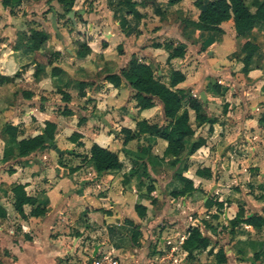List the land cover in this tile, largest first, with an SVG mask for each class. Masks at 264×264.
Here are the masks:
<instances>
[{"label":"crops","instance_id":"obj_1","mask_svg":"<svg viewBox=\"0 0 264 264\" xmlns=\"http://www.w3.org/2000/svg\"><path fill=\"white\" fill-rule=\"evenodd\" d=\"M27 1L28 6H35L43 0ZM167 1L157 0L164 18L169 19L166 23L150 4L138 5L141 17L136 18L118 2L120 19H114L109 2L108 11L103 13L104 25L97 34L83 32L81 22L73 27L67 21L56 25L55 36L50 33L51 25L41 22L53 13L61 14L60 21L63 16L68 18L69 13L77 11L76 0L69 12H61L59 8L63 7L57 0H44L55 9L48 6L44 18L32 15L28 26L13 9L22 0L8 7L0 2V26L5 22L4 32L11 30L0 33V205L6 211V216L0 217V264H90L96 255L109 252L118 257L120 264H220L215 255L220 247L226 257L221 264H264V224L254 227L241 222L233 231L228 230L238 213L241 219L256 214L264 217V123L259 122L264 112V58L258 59L256 68L242 71V43L232 30V18L221 23L223 32L196 31L193 39H186L183 20H196L206 1L202 7L191 1L172 6ZM191 9L195 15L189 18L187 12ZM176 13L183 18H175L178 22L174 31L169 23ZM151 24L157 25L149 28ZM30 29L48 34L37 54L54 55L38 74L34 72L40 55L34 59L33 52L16 48L18 33ZM261 31L264 24L255 27L249 39L260 45L256 40L264 39V35L259 36ZM80 33L88 37L83 39ZM227 36L234 50L225 55L224 67L212 68L208 59ZM164 42L174 46L184 43V56L168 60V50L153 46ZM80 43H85L90 52L78 59ZM133 54L149 64L163 81H167L172 70L183 72L185 80L177 87L192 96L198 97L196 91L205 90V94L200 91L205 100L200 92L198 98L213 121H197L195 112L188 108L194 137L205 139L201 147L183 158V175L197 188L191 194L174 197L170 193L180 185L173 178L177 166L172 165L166 140L136 133L137 122L142 120L162 127L167 124L162 104L139 108L126 82L115 87L105 79V62H114L113 71L118 73ZM198 62L199 67L192 73L191 65ZM53 67L61 69L60 74L53 76ZM204 71L221 75L218 91L204 79ZM16 73L18 76L12 81H1ZM77 81L87 83L83 95L78 93ZM66 94L69 101L63 97ZM46 121L56 126L55 147H45L25 157H4L6 124L17 127L19 140L42 134ZM124 128L136 133L126 143ZM76 133L80 136L72 139ZM94 144L117 153L122 166L98 174L90 160ZM139 144L150 146V156L136 166L133 152ZM143 163L151 182L144 178L140 183L139 174L133 171ZM198 168L209 169L211 177L197 175ZM17 184H22L26 194L36 200L34 205H23L24 217L14 208L12 188ZM148 184L153 185L150 192L146 189ZM208 199L212 200L210 206L205 203ZM218 202L222 205L215 204ZM136 203L145 206L144 216L137 214ZM37 206L44 208L45 213L30 214ZM125 220L138 225L135 243L130 240V232L114 228ZM223 224L226 229H222ZM191 227H198L216 243L214 253L183 248Z\"/></svg>","mask_w":264,"mask_h":264},{"label":"trees","instance_id":"obj_2","mask_svg":"<svg viewBox=\"0 0 264 264\" xmlns=\"http://www.w3.org/2000/svg\"><path fill=\"white\" fill-rule=\"evenodd\" d=\"M20 0H0L3 7L12 6L14 2ZM191 1L196 7H202L196 20L185 19L183 20L182 33L187 39H191L196 31L205 32H223L221 23L232 18L236 36L242 39L241 50L243 57L241 59L243 72H248L257 66L258 59L260 58V46L254 41L249 39V35L252 30L264 24V0H168L169 5L180 6L184 3ZM62 5L64 11L69 12L72 10L74 0H57ZM152 5L153 10L157 15L163 17V10L160 3L157 0H120V5L127 10L128 15H133L136 18H140L137 6ZM161 17V18H162ZM122 24H125V19L122 18ZM19 38L16 44V48H21L25 51L34 53V59L37 55L40 57L36 61V70L34 74H38L45 62L48 64L52 62L53 56L48 53L37 54V51L41 49L48 40V34L42 30L30 29L27 31H21L18 33ZM193 39V38H192ZM154 47H163L168 50V60L176 57H183L186 52V45L184 43H178L173 45L170 42L154 43ZM90 52L89 47L85 43L78 44L76 55L78 58H85ZM37 60V59H36ZM112 65L114 62H105L102 70L106 73L105 79L112 83L115 87H120L123 82H126L132 89V98L136 101V106L142 109L155 106L158 102L163 106L164 117L168 122L163 127L157 123H148L146 120L137 122L136 133H148L153 136L163 138L167 142V151L173 156L172 165L177 166L173 174V178L176 180V184L180 185L178 189L172 190L170 193L174 197L184 195L186 193H193L197 190L194 187L193 181L183 175V171L186 165H183V158L189 154L195 152L199 147L205 143L203 137H194V130L189 122L188 108L195 112V118L199 122H212L213 119L208 117L204 110V105L198 97L192 96L183 88H178L177 85L185 80V74L180 70H172L168 75L167 81H163L162 78L156 75L155 70L147 63L139 60L135 54L131 56L126 67L121 68L118 73H114ZM61 69L53 67L52 75L57 76L60 74ZM18 76L16 73L12 77H2L1 81H12ZM86 81H77L76 85L79 89L78 93L83 95V90L86 87ZM216 91L219 90L218 85L214 86ZM63 97L69 101L70 96L68 94ZM186 104L187 107L183 108ZM260 123H264V112L260 115ZM56 126L53 122L46 121L44 132L42 134L17 139L18 131L17 127L12 124H6L3 129V138L5 141L3 155L8 157L15 155L17 157H25L36 150L43 149L45 147H55L54 144V132ZM126 138L124 143L132 139L136 133H132L130 129H123ZM80 136L75 134L72 139H76ZM136 158L134 163L139 165L144 161V158L150 156V146L139 144L137 151L133 154ZM90 160L94 164L95 171L99 174L103 171L119 169L122 166L121 161L117 153L110 151L97 144L92 145L90 149ZM151 162V158L149 159ZM74 170V168H70ZM11 171V170H10ZM135 173H138L140 183H143L144 178H148L151 182L149 172L145 163L141 164L140 169L136 167L133 169ZM196 174L210 178L211 173L209 169H197ZM149 182V183H150ZM147 191L150 192L153 189V185H147ZM14 195V208L24 217L23 205L24 204H36L34 197H30L26 194L24 186L17 184L12 188ZM212 200L208 199L205 203L206 206L212 205ZM231 204L230 201H227ZM218 206L222 205V202L215 203ZM135 210L137 214L142 217L145 215L146 208L140 203L135 204ZM45 213V209L37 206L31 210L30 214L37 216ZM6 211L0 205V217H5ZM241 222L251 224L254 227H261L264 224V217L262 215H253L249 218L241 219V213H238L234 219L231 220V227L228 229L230 232ZM115 229H120L124 233L130 232V240L135 243L138 239L139 228L131 220H125L120 226H115ZM183 248L190 250L194 248H201L208 254L214 253L216 243L210 238L202 234L198 227H191L188 229V235L184 239ZM216 260L218 263L226 262L225 253L222 247L218 248L215 252ZM257 256V253H256Z\"/></svg>","mask_w":264,"mask_h":264},{"label":"rangeland","instance_id":"obj_3","mask_svg":"<svg viewBox=\"0 0 264 264\" xmlns=\"http://www.w3.org/2000/svg\"><path fill=\"white\" fill-rule=\"evenodd\" d=\"M245 1L248 3L250 2V0H245ZM27 2H28L27 0H22V2L19 3V5H16L13 8L14 12L18 13L17 17L22 19V20L21 19H19V20L24 22V24L26 26H28V23H30L29 20H30V17L32 15L42 16L44 18V14L46 13L45 9H47L48 6H49L50 10L55 9V6H53V5L51 6L49 3L44 2V0L42 1V3L40 5H35V6H31V4L28 6ZM109 2L113 6V10H112L110 15H113L114 19L116 18L117 20H119L120 19V10L117 11L116 6H117L118 2H120V0H76V3L74 4V6H75V9H77V11H75L74 13H72V12L69 13L68 18H65V16H63L62 19H64V20L60 21L59 18H60L61 14H58V15L55 13H53V15L48 14V16H46L47 18L45 17L46 20H43L41 22V25L43 23H47L48 25H51L50 28H52V29H51L50 33L53 34V36H55L56 33H58L57 32L58 30L56 27L57 24L61 26V25H64V23H66L67 21H69L68 23L71 22V25H73V27H74L76 25V23L81 22L82 26H84L83 32L90 33V34H94L96 32V34H97V32L101 31V29H100L101 25H104V17H103L104 14L103 13H106L108 11L109 8L107 6H108ZM36 8H38V10ZM114 8H115V10H114ZM26 9H27V11H26ZM59 9L61 12L64 11L63 8H61V6ZM171 12L172 11H170V13ZM1 13H2V11H1ZM187 15L189 18L194 16L195 15L194 10L193 9L188 10ZM90 17H92V19ZM164 17H166L165 14H163L161 21L163 23L169 22V19L164 18ZM84 18H86V19H84ZM175 18H179L181 20L183 17H182L181 13L174 14L173 19L169 23L173 26L174 31H176V26H177V22H178V20H175ZM22 22L20 23L21 25H22ZM4 23L5 22H3L0 26V29H1L0 33H11V30H8V29H6V31L4 32V29L7 26V24L4 25ZM154 25H157V24H151V26L149 28H153ZM66 27L68 28V26H66ZM41 29L46 30L45 27H41ZM233 29L234 28H232V30ZM59 33H60V31H59ZM80 35H81V33H80ZM260 35H264V31H261L259 36ZM82 36H83V39H85V37H88L86 35L85 36L81 35V37ZM256 41H258L261 45V46L259 45L260 46V55H261L260 58L261 57L264 58V51H263L264 39L260 38V40L257 39ZM238 42H239V44H241L242 39L239 40V38H238ZM72 46H73V42H72ZM232 48H233V45L231 44L230 37L227 36L225 38V43L218 48V51H216V54L214 56H212V57H210V59H208V63L212 65V68H214L215 66H216L215 68H217L219 66L221 67V65L224 67L223 64H225V61H224L225 55L228 54V52L233 51L234 48H233V50H232ZM116 54H119V50L117 48H116ZM64 58L66 61H68V62L70 61V59H68L66 57H64ZM62 59L63 58H61V60ZM233 62H234V59H232V63ZM199 64H200V62L191 65L190 70L192 71V73H194L197 70L196 68L199 67ZM201 65H202V67L205 66L204 63H202ZM202 75L203 76L205 75L204 79H206V81L208 83H210V85L215 86V85L219 84L218 79H220L219 76H221V75L218 74L217 72L208 74L207 72L204 71L202 73ZM201 80H203L202 76H201ZM204 84H205V82H204ZM200 91L204 92V94H205V90H203V89L196 91V94L198 95V97L201 93ZM197 92H200V93H197ZM133 154H134V152H133ZM258 193H260V192H258ZM224 226L225 225L223 224L222 229H226Z\"/></svg>","mask_w":264,"mask_h":264},{"label":"built area","instance_id":"obj_4","mask_svg":"<svg viewBox=\"0 0 264 264\" xmlns=\"http://www.w3.org/2000/svg\"><path fill=\"white\" fill-rule=\"evenodd\" d=\"M90 264H120L118 257L111 252L98 254L92 258Z\"/></svg>","mask_w":264,"mask_h":264},{"label":"water","instance_id":"obj_5","mask_svg":"<svg viewBox=\"0 0 264 264\" xmlns=\"http://www.w3.org/2000/svg\"><path fill=\"white\" fill-rule=\"evenodd\" d=\"M201 97H202L203 100H205V96H204L203 93H201Z\"/></svg>","mask_w":264,"mask_h":264}]
</instances>
